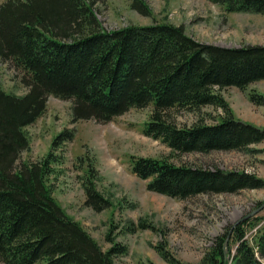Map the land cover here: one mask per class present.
I'll use <instances>...</instances> for the list:
<instances>
[{
  "label": "trees",
  "instance_id": "1",
  "mask_svg": "<svg viewBox=\"0 0 264 264\" xmlns=\"http://www.w3.org/2000/svg\"><path fill=\"white\" fill-rule=\"evenodd\" d=\"M104 1L0 4V67L10 63L21 69L28 89L19 97L0 83V261L4 264H114L115 257L128 252L115 241L103 251L54 199L48 179L61 162L53 152L44 160L19 165L30 149L25 130L44 115L50 96L73 103V123L105 124L131 109L153 105L144 135L179 153L247 151L264 142V128L236 118L220 94L227 88L245 92L264 81V45L205 44L188 36L183 26L159 23L108 31L95 11ZM208 1L227 13L264 16V0ZM131 8L152 16L144 0H133ZM249 98L264 105L263 95L251 93ZM206 106L222 110V121L179 128L165 118L173 109L198 111ZM73 138V130L62 131L53 148ZM131 165L139 179L148 181L150 192L174 199L264 188V180L246 172L177 167L144 157H133ZM84 187L86 207L97 212L111 207L93 181ZM257 224L243 221L234 229L238 246L232 264H262L264 223L251 241L245 239L247 225ZM110 235L107 239L112 241ZM227 236L216 239L201 264H224ZM159 253L167 262L175 261L161 247Z\"/></svg>",
  "mask_w": 264,
  "mask_h": 264
},
{
  "label": "rangeland",
  "instance_id": "2",
  "mask_svg": "<svg viewBox=\"0 0 264 264\" xmlns=\"http://www.w3.org/2000/svg\"><path fill=\"white\" fill-rule=\"evenodd\" d=\"M6 1L0 0V4ZM144 1L151 10L150 17L133 10V0H105L95 6V11L108 31L159 23L183 26L188 36L205 44L228 48L264 45L263 15L227 13L208 0ZM25 77L10 63L0 67V83L9 94H27ZM251 93L264 96V81L251 84L245 92L238 88L220 91L236 118L264 128V105L252 103ZM72 106L71 101L49 97L44 115L25 130L30 149L22 154L19 165L44 160L50 152L60 158L61 163L54 165V174L48 179L54 199L103 251L110 250L114 241L128 248L126 254L114 258V264H201L218 237L257 210L248 220L258 224L252 228L247 225L245 239L251 241L262 227L264 188L174 199L150 192L148 181L133 173L131 163L133 157L162 159L177 167L246 172L264 180V142L247 151L179 153L144 135L153 105L131 109L105 124L93 120L73 123ZM223 117L224 112L212 106L198 111L173 109L165 114L179 128L216 125ZM65 130H73L74 138L53 148L54 139ZM89 181L111 207L102 212L86 207L84 184ZM109 233L112 241L107 239ZM237 246L232 233L228 247L231 264ZM160 247L175 260L173 263L163 258ZM260 262L264 264V259Z\"/></svg>",
  "mask_w": 264,
  "mask_h": 264
},
{
  "label": "water",
  "instance_id": "3",
  "mask_svg": "<svg viewBox=\"0 0 264 264\" xmlns=\"http://www.w3.org/2000/svg\"><path fill=\"white\" fill-rule=\"evenodd\" d=\"M259 211L260 210L255 211L253 214H251L247 218L243 219L242 222L250 219L252 216H254V214H257ZM234 229H235V227H233L232 230L228 233L227 239L224 243V264H231L228 247H229L230 237L232 236Z\"/></svg>",
  "mask_w": 264,
  "mask_h": 264
}]
</instances>
